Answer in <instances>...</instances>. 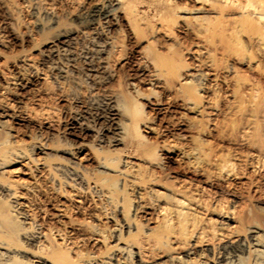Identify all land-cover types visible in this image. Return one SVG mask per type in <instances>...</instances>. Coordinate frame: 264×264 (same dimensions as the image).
Instances as JSON below:
<instances>
[{
	"label": "bare ground",
	"instance_id": "obj_1",
	"mask_svg": "<svg viewBox=\"0 0 264 264\" xmlns=\"http://www.w3.org/2000/svg\"><path fill=\"white\" fill-rule=\"evenodd\" d=\"M0 1L16 22L9 40L0 35V264H264V194L262 205L221 211L168 172L178 162L228 188L264 171V0H72L83 7L76 27L56 20L53 0ZM72 45L107 80L132 50L146 91L119 79L107 90L110 136H20L10 119L40 115L49 129L59 116L23 99L13 106V90L48 77L60 86ZM145 104L178 109L184 133L147 141L143 132L163 130ZM212 132L245 150L212 147Z\"/></svg>",
	"mask_w": 264,
	"mask_h": 264
},
{
	"label": "rangeland",
	"instance_id": "obj_2",
	"mask_svg": "<svg viewBox=\"0 0 264 264\" xmlns=\"http://www.w3.org/2000/svg\"><path fill=\"white\" fill-rule=\"evenodd\" d=\"M51 4H52L51 5V12H52L53 16L56 18V20L64 22L65 24H67L68 27L78 26L77 22L75 21V19H73V17H75L78 13H80L83 10V7L78 5L79 3L75 2V1L72 2V0H53ZM84 4H85V2H84ZM21 16H22L21 17L22 21L29 19V11H26V12L24 11ZM23 18H24V20H23ZM15 26H16V22L13 21V19L11 18L10 14H9V11L5 8V6H3L2 1H0V35L3 36L5 34L4 36L6 37V40L7 39L9 40L11 38V35H10L11 27L15 28ZM20 29L28 30L32 36H34L35 34H36V36H41L40 32H37L36 28L33 25L29 26L26 23H24L23 25L20 26ZM50 33L51 32L46 33L44 35H49ZM23 43H24L23 45H25L24 47H26L27 51L30 54H32L34 57H37L36 50L29 49L30 44L28 42H23ZM58 46L60 48H62V47L64 48V46L62 44H58ZM75 47H76L75 45L74 46L72 45L71 48L69 49V50L73 51V52L71 51V55H72L71 61H68V62L64 61L62 63V65H65V67H67L68 69L66 68L67 69L66 76L64 78H62V80L60 79V81H61L60 86H57V84H55L53 82V79L51 77H48L45 80L32 79V80L28 81L27 83H25V85L27 87L24 85V87H22L21 89H20V87H16L15 90H13L14 94L10 97L11 103L13 102L12 103L13 106L16 107L18 104V101L23 99V101L26 102L29 107L38 108L39 107L38 104H40V103L42 105L44 104L48 107H51V108H53V109H51L52 112L54 111L53 114L55 113V116L56 115H57V117L59 116L58 117L59 119H57L56 117L54 118V115H53V118L55 120L57 119V121H56L57 123L53 119V121L55 122L54 124H56V125H54L52 122V128H49V129L47 127V124L43 123V119L40 115H38L34 119L26 121V122L25 121L21 122L18 118H17L18 120L16 118L10 119V121L12 120L11 121L12 123L11 122L10 123L14 126V128H16V129L18 128V132L21 130V132L19 134L20 136L24 137L25 133H28V132H29L28 134H30V133L31 134H37L38 133V134H41V136L46 137L47 140H51L53 138L56 139L60 135L61 137L63 136L64 138H67V139L69 138L68 140L69 141L72 140L71 142L84 141L86 143H90L92 141V139L96 135H99V134H101V135L105 134V136H107V134H108V136H110L112 133L113 122H109L111 120V118H110L111 117L110 116L111 104L107 100V98L104 96L107 94V90L109 89L108 91H110V89H115L117 87L116 86L117 85V79H119L121 85L123 84L122 87L123 86L125 87L124 82H126V81L128 82L129 80H134L138 86L140 85L139 88L141 87L140 88L141 90L146 91V89H144L145 86L143 87V85L138 82L137 78H139V72H140L139 66H138L139 61L138 60L136 61V59H138V58H136L137 55L132 50L128 49L126 51L127 57L125 59V62L122 61L119 65L117 64L113 68V70L115 72V77L113 79L107 80V79H102L101 76L97 75V73H96L97 59L94 57H91V56L87 57L84 53L81 54L80 51L78 52V50H79L78 46L76 48ZM14 48L17 49V45L14 46ZM2 50H4V49H2ZM82 55L86 58H84ZM91 60H92V62H91ZM93 61H94V63H93ZM94 64H96V65H94ZM251 76H253V74H251ZM262 81L264 84V78ZM0 82H1V80H0ZM29 82H30V84H29ZM24 88H25V90H24ZM15 92L18 93V95ZM45 92H47V93H45ZM73 95L77 99H75ZM12 98H14V99H12ZM73 98L76 102H74ZM82 98L83 99L86 98V99L82 100ZM81 101L85 102L84 106H83V102H81ZM86 101H87V103H86ZM14 103H16V104H14ZM74 103L76 104V106L74 105ZM72 105L74 106V108ZM77 105L81 106L82 108L77 106ZM70 106H72V107H70ZM148 106H149V108H148ZM75 107H76V109H75ZM151 107H152V109H151ZM69 108H70V110H68ZM164 109H166L165 110L166 113L164 112ZM80 110H84L86 112L80 111ZM143 110L144 111L146 110L145 112H149L148 114L152 115L151 116L152 117L151 123H153V125L156 126V128L163 130L161 136H158V137H156L151 132H147V133L143 132V134L146 136L147 141H152V142L160 141L161 139H164V138L167 139L168 141L169 140L170 141L171 140H177L174 135L184 133L183 132L184 130L182 129V127H180L179 125H175V123H176L175 121H177L176 119L178 118V116L176 117V115H178V112H177L178 109L176 110V108H174L173 106L172 107L171 106L170 107L163 106V108L157 109L156 107H153L149 104H147V105L145 104ZM174 111L176 112L175 114L173 113ZM77 113H79V114L77 115ZM76 115H77V119H76ZM168 115H170V116L168 117ZM82 116H84V118ZM171 116L176 117V118L173 119V118H171ZM162 117H163V119L165 117H167V118H165L164 121H162ZM170 118H171V120H170ZM75 119H76V122H74ZM80 120L82 121V123ZM165 120H167V122H165ZM173 120H175L174 121L175 123H173ZM87 121L90 123H87ZM105 121H107V122H105ZM79 122L81 124H79ZM85 122L90 127H88L85 124ZM107 123H108V129L106 128L107 126L104 127L105 125H107ZM84 124H85V126H84ZM89 124H92V125H89ZM173 124L175 125V127ZM73 125H74V127H73ZM165 125H167V127ZM169 125H171L172 127ZM110 126H111V128H110ZM163 126H165V127H163ZM64 127H66V128H64ZM71 127H72V129H71ZM78 127L80 129H78ZM96 129L99 131V134H95L98 132ZM178 129L182 132H180ZM72 130H74V132ZM75 130H77V131H75ZM78 130H80L81 132ZM108 130L111 132H109ZM63 131L64 132L66 131L67 133L66 132L64 133ZM171 131H172V133H171ZM54 133H55V135L53 137L52 135ZM62 133H64V134L62 135ZM164 133L166 134L167 137L165 136ZM64 135L67 137H65ZM79 135H81V136H79ZM86 135H88L89 137ZM171 136H172V138H171ZM80 137H81V139L83 137V139L81 140ZM204 137L206 138L205 142H206V140H208L207 142H209V141L213 142L211 144L212 147L216 144L215 142L219 143L220 144L219 148L220 149L222 148L223 152H226L225 149H227V150L232 149V150H230L231 152L245 150L244 147H238V146L233 145L229 142H228L229 143L228 144L227 143L228 140H223L222 142L217 140L214 137L213 132H212L211 136H210V134H208ZM204 137H203V139H204ZM182 140L183 139H178V141H182ZM227 147L230 149H228ZM231 147H235V149L231 148ZM219 148H217V149L219 150ZM238 148H240V149L237 150ZM180 164L181 163H178V162L174 163L172 161L169 163L168 172L173 177V181L174 182H182L183 181L188 186H190L191 188H197L198 190H200L201 195H203V197H205V199L211 200V203L215 202L216 204H218V208L221 209V211H223L224 209L229 207L230 204H232V203L233 204L236 203L237 204L236 207H240V204H241V206H248V207H251V205L252 204L254 205L255 203H256L255 205H257L258 203H259L258 205H262L260 199L259 198L257 199V197H263L262 195L264 194V171L253 174L251 172H248L249 170H247L246 178L247 179L249 178V180L252 178L250 181L255 179L256 181L255 180L252 181L254 183L250 184L249 180L247 183V179L242 178L239 181L237 180L238 182L237 181L234 182L233 186L227 188L225 185H223L224 184L223 181H220V180L217 181V179H214V181H212L213 178H210L208 180L205 177V176H207V174H206L207 170H198L201 172L194 171L195 173L196 172L197 173L193 174L192 173L193 170H186L182 167L183 164H181V165ZM257 174L259 176H257ZM254 175H256V176H254ZM204 177L206 179H204ZM207 180H208V182H207ZM247 185H249V186H247ZM229 188H231V189H229ZM218 212H220V210H218ZM79 216H81V215H79ZM211 216L214 219L216 217L215 215H211ZM215 221L214 222L217 223L219 221L221 222L222 220L219 219V221H218V217H216Z\"/></svg>",
	"mask_w": 264,
	"mask_h": 264
}]
</instances>
